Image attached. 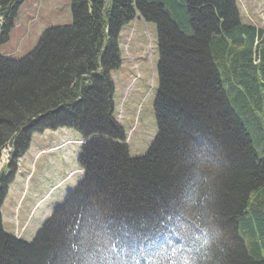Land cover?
I'll list each match as a JSON object with an SVG mask.
<instances>
[{
    "label": "trees",
    "instance_id": "16d2710c",
    "mask_svg": "<svg viewBox=\"0 0 264 264\" xmlns=\"http://www.w3.org/2000/svg\"><path fill=\"white\" fill-rule=\"evenodd\" d=\"M20 3L0 0V45ZM72 13L22 59L0 55V153L70 128L98 138L87 180L32 243L0 218V264H264V31L241 22L235 0H73ZM136 14L158 27L161 87L159 135L130 159L113 142L111 73ZM208 214L229 248L180 246V225Z\"/></svg>",
    "mask_w": 264,
    "mask_h": 264
},
{
    "label": "rangeland",
    "instance_id": "374dc122",
    "mask_svg": "<svg viewBox=\"0 0 264 264\" xmlns=\"http://www.w3.org/2000/svg\"><path fill=\"white\" fill-rule=\"evenodd\" d=\"M72 1L28 0L22 6L19 21L17 24L14 23L9 33V39L1 48L0 53L8 58L20 59L35 46L37 48L40 46L41 40H38L47 29L70 25L72 22ZM237 5L242 23L245 22L257 29L264 30V0H237ZM137 15L141 17L139 14ZM121 37L120 56L122 60L118 71L112 75V80L114 84L116 83L114 102L118 105L117 109L126 114L127 120L122 119V122L125 123L128 134H131V121L135 123L134 110L141 107L137 126H139V131H142L138 136L137 132L139 131L133 130L135 137L139 139L134 141L132 147L136 154H143L147 149L146 140L151 139L153 134L150 128L148 130L146 128L151 117L153 118L156 98V92L153 95L154 91L151 92L150 89L153 87L154 81L155 86L158 83L156 75L160 59L158 36L153 24H147L143 20L137 19L134 23L126 26ZM124 103V110H122L119 107ZM153 125L155 131L154 122ZM70 134L64 130L48 131L42 135L34 136L33 141H29L21 153L13 154L9 147L5 150L8 153L1 156L0 175L6 171L15 174V178L8 187L10 193L2 210V226L9 235H13V238L32 242L37 233L44 229L45 220L51 218V211L58 203L60 195L65 193L66 187L53 194L47 203L45 200H38L47 193L51 184L53 185L51 190L58 189L54 186L56 180H59L58 172L64 170L67 164L57 159L56 152L63 155L61 148L74 138ZM84 140L90 141L91 139L85 138ZM82 143H84L83 140ZM26 152L29 154L27 155ZM130 154L132 156L131 148ZM56 160L60 161L63 167L60 168V163ZM50 173L54 175L51 176ZM60 174L61 177L66 175L65 172H60ZM65 178L59 185L65 181ZM75 185L76 183L69 184L68 188H73ZM57 196L58 198L55 199ZM53 202L55 204L51 205ZM207 216L208 221H214L218 217L216 215L213 217L211 214ZM220 222L222 223V221ZM54 230H57L56 226L52 228V231ZM220 245V248H229L223 243Z\"/></svg>",
    "mask_w": 264,
    "mask_h": 264
}]
</instances>
